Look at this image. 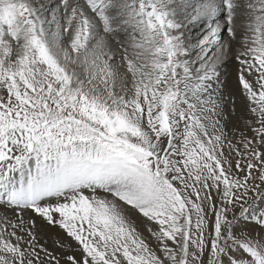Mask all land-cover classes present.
<instances>
[{"label": "snow or ice", "instance_id": "1", "mask_svg": "<svg viewBox=\"0 0 264 264\" xmlns=\"http://www.w3.org/2000/svg\"><path fill=\"white\" fill-rule=\"evenodd\" d=\"M0 264H264V0H0Z\"/></svg>", "mask_w": 264, "mask_h": 264}, {"label": "rangeland", "instance_id": "2", "mask_svg": "<svg viewBox=\"0 0 264 264\" xmlns=\"http://www.w3.org/2000/svg\"><path fill=\"white\" fill-rule=\"evenodd\" d=\"M232 72H233V67H232V65H231V66H228V68H226V69H225V72H224L225 75L227 74L226 79L229 81V86H228V88L225 90L226 92H227V91H231L232 88H233L234 81H233V79H232ZM224 77H225V76H224Z\"/></svg>", "mask_w": 264, "mask_h": 264}, {"label": "bare ground", "instance_id": "3", "mask_svg": "<svg viewBox=\"0 0 264 264\" xmlns=\"http://www.w3.org/2000/svg\"><path fill=\"white\" fill-rule=\"evenodd\" d=\"M229 66H231V65H229ZM228 68V67H227ZM224 72H225V69H224ZM225 76V77H224ZM224 76L222 77L224 80H225V82H226V88H225V90L228 88V86H229V81L226 79V77H227V74L225 75L224 74Z\"/></svg>", "mask_w": 264, "mask_h": 264}]
</instances>
